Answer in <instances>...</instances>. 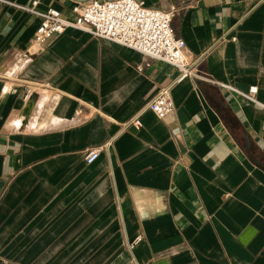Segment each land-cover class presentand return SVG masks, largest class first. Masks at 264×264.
I'll list each match as a JSON object with an SVG mask.
<instances>
[{"label": "crops", "instance_id": "crops-1", "mask_svg": "<svg viewBox=\"0 0 264 264\" xmlns=\"http://www.w3.org/2000/svg\"><path fill=\"white\" fill-rule=\"evenodd\" d=\"M32 1L0 0V264H264V110L209 80L264 96V0H141L205 52L163 119L164 61L73 27L25 60Z\"/></svg>", "mask_w": 264, "mask_h": 264}, {"label": "built area", "instance_id": "built-area-1", "mask_svg": "<svg viewBox=\"0 0 264 264\" xmlns=\"http://www.w3.org/2000/svg\"><path fill=\"white\" fill-rule=\"evenodd\" d=\"M35 4L36 1L33 0L31 6H19L40 18L28 41V47L22 54L25 60H30L40 52L51 38L64 32L66 28L73 27L142 53L146 57L145 65L152 60H161L174 66L177 75L160 86L145 104V108L160 119L173 110L172 86L185 78L200 76L197 66L205 52L191 58L187 56L185 41L173 30L172 20L176 12L174 6L159 9L146 6L141 0L77 1L71 6L73 17L67 18L55 7L50 6L40 11L35 9ZM231 39H234V36ZM137 69L141 70L142 66H137ZM209 80L220 87L230 89L248 103L264 110V96H257V86L249 85L241 89L231 84ZM32 93L30 88H25L24 98H29ZM130 124L138 128L141 124L139 117L133 118ZM99 149L100 147L86 148L83 156L85 162H92L98 156Z\"/></svg>", "mask_w": 264, "mask_h": 264}, {"label": "water", "instance_id": "water-1", "mask_svg": "<svg viewBox=\"0 0 264 264\" xmlns=\"http://www.w3.org/2000/svg\"><path fill=\"white\" fill-rule=\"evenodd\" d=\"M75 1L83 2V1H86V0H75Z\"/></svg>", "mask_w": 264, "mask_h": 264}]
</instances>
